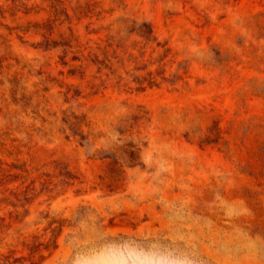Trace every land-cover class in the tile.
<instances>
[{
    "label": "rangeland",
    "instance_id": "rangeland-1",
    "mask_svg": "<svg viewBox=\"0 0 264 264\" xmlns=\"http://www.w3.org/2000/svg\"><path fill=\"white\" fill-rule=\"evenodd\" d=\"M0 264H264V0H0Z\"/></svg>",
    "mask_w": 264,
    "mask_h": 264
},
{
    "label": "trees",
    "instance_id": "trees-1",
    "mask_svg": "<svg viewBox=\"0 0 264 264\" xmlns=\"http://www.w3.org/2000/svg\"><path fill=\"white\" fill-rule=\"evenodd\" d=\"M143 27H145L146 32L151 34V28L148 23L143 22ZM85 122L84 114H77L74 111L66 110L62 112V116L60 118V128L65 136L68 138L69 136H78V142L81 146L87 147L91 146L87 135L83 133L82 126ZM124 126H116L114 127V132L122 133V129ZM113 150L108 152V155L105 154L102 157L112 158L115 162L118 163H126L127 165L134 164L132 162V153L134 151H139L140 148L136 146V144L129 142L123 143V145H113Z\"/></svg>",
    "mask_w": 264,
    "mask_h": 264
}]
</instances>
